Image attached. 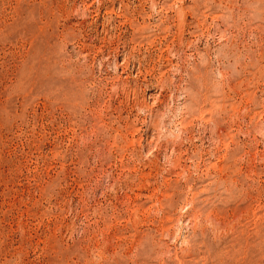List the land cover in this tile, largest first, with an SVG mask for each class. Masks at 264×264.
Segmentation results:
<instances>
[{"label":"rangeland","instance_id":"374dc122","mask_svg":"<svg viewBox=\"0 0 264 264\" xmlns=\"http://www.w3.org/2000/svg\"><path fill=\"white\" fill-rule=\"evenodd\" d=\"M0 264H264V0H0Z\"/></svg>","mask_w":264,"mask_h":264}]
</instances>
